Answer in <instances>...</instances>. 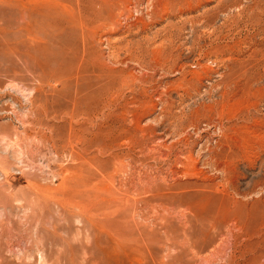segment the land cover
<instances>
[{"label":"rangeland","instance_id":"obj_1","mask_svg":"<svg viewBox=\"0 0 264 264\" xmlns=\"http://www.w3.org/2000/svg\"><path fill=\"white\" fill-rule=\"evenodd\" d=\"M0 264H264V0H0Z\"/></svg>","mask_w":264,"mask_h":264},{"label":"bare ground","instance_id":"obj_2","mask_svg":"<svg viewBox=\"0 0 264 264\" xmlns=\"http://www.w3.org/2000/svg\"><path fill=\"white\" fill-rule=\"evenodd\" d=\"M256 1H257V0H256ZM257 6H258V5H257ZM197 81H198V80H197ZM221 97H222V95H221ZM210 98H211V97H210ZM223 101H224V100H223ZM227 101H228V100H227ZM241 101H242V100H241ZM247 117H248V116H247ZM212 156H213V155H212ZM212 156H211V157H212ZM209 158H210V157H209ZM182 174H183V173H182ZM261 177H262V176H261ZM149 180H150V179H149Z\"/></svg>","mask_w":264,"mask_h":264}]
</instances>
